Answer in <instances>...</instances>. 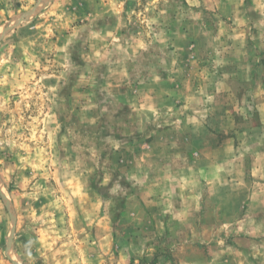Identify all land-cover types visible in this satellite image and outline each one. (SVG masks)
<instances>
[{
	"label": "rangeland",
	"instance_id": "obj_1",
	"mask_svg": "<svg viewBox=\"0 0 264 264\" xmlns=\"http://www.w3.org/2000/svg\"><path fill=\"white\" fill-rule=\"evenodd\" d=\"M264 0H0V264H264Z\"/></svg>",
	"mask_w": 264,
	"mask_h": 264
},
{
	"label": "crops",
	"instance_id": "obj_2",
	"mask_svg": "<svg viewBox=\"0 0 264 264\" xmlns=\"http://www.w3.org/2000/svg\"><path fill=\"white\" fill-rule=\"evenodd\" d=\"M259 149H260V151L258 153L261 155H264V149L263 148H259Z\"/></svg>",
	"mask_w": 264,
	"mask_h": 264
}]
</instances>
